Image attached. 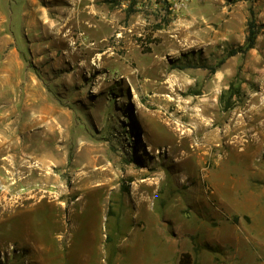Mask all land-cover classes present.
Returning a JSON list of instances; mask_svg holds the SVG:
<instances>
[{
	"label": "rangeland",
	"instance_id": "obj_1",
	"mask_svg": "<svg viewBox=\"0 0 264 264\" xmlns=\"http://www.w3.org/2000/svg\"><path fill=\"white\" fill-rule=\"evenodd\" d=\"M1 6L0 264H264V0Z\"/></svg>",
	"mask_w": 264,
	"mask_h": 264
},
{
	"label": "crops",
	"instance_id": "obj_2",
	"mask_svg": "<svg viewBox=\"0 0 264 264\" xmlns=\"http://www.w3.org/2000/svg\"><path fill=\"white\" fill-rule=\"evenodd\" d=\"M255 5L257 6V8H259L261 3L257 1ZM5 19H6L5 10L1 6V0H0V78L2 76H8L13 81V84L16 85L17 83V86L21 87L22 63L18 55L17 48L15 46L11 47V44H13V42H16V36H15L16 33L14 32V34H12L13 32H10L13 39L8 40V37H10L11 35L8 36V34H6L7 29H5L3 25L5 22ZM259 19L264 22V12L259 13ZM6 51H8L9 60L10 59L14 60L15 57H17V59L19 60L17 62L16 61L10 62L6 58H4L3 55ZM0 93H1V87H0ZM1 100H2V97H0V101Z\"/></svg>",
	"mask_w": 264,
	"mask_h": 264
},
{
	"label": "trees",
	"instance_id": "obj_3",
	"mask_svg": "<svg viewBox=\"0 0 264 264\" xmlns=\"http://www.w3.org/2000/svg\"><path fill=\"white\" fill-rule=\"evenodd\" d=\"M260 33V28L256 27L254 21L248 23V32L246 39V46L239 48L237 51H232L230 56H236L237 54H246L249 51L255 49L256 41ZM232 93V91H230ZM192 259L190 255H184L181 259L180 264H191Z\"/></svg>",
	"mask_w": 264,
	"mask_h": 264
},
{
	"label": "built area",
	"instance_id": "obj_4",
	"mask_svg": "<svg viewBox=\"0 0 264 264\" xmlns=\"http://www.w3.org/2000/svg\"><path fill=\"white\" fill-rule=\"evenodd\" d=\"M133 1H139L140 3L147 2H160L161 4L168 5L173 12H179L185 9L187 6L192 4L195 0H127V2L131 3Z\"/></svg>",
	"mask_w": 264,
	"mask_h": 264
},
{
	"label": "bare ground",
	"instance_id": "obj_5",
	"mask_svg": "<svg viewBox=\"0 0 264 264\" xmlns=\"http://www.w3.org/2000/svg\"><path fill=\"white\" fill-rule=\"evenodd\" d=\"M43 119H44V117H43ZM41 120V121H39V122H44V120ZM40 125V124H39ZM191 141V140H190ZM47 162L44 160V158H42V159H39L37 162H36V164H34V167H35V169L36 170H38V171H45L46 172V170H47ZM46 177H48V174H46Z\"/></svg>",
	"mask_w": 264,
	"mask_h": 264
}]
</instances>
